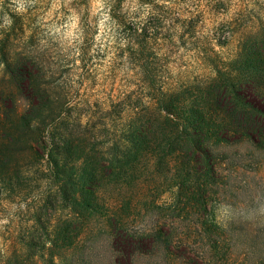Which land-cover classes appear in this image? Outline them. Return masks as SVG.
I'll return each mask as SVG.
<instances>
[{
    "label": "rangeland",
    "instance_id": "obj_1",
    "mask_svg": "<svg viewBox=\"0 0 264 264\" xmlns=\"http://www.w3.org/2000/svg\"><path fill=\"white\" fill-rule=\"evenodd\" d=\"M11 2L0 0V7L12 20L8 31L0 38V76L10 78V73L5 72L6 61L13 63L16 59H23L30 74L33 73L32 77L37 68L39 80L62 90L69 115L79 117L80 123L81 118L86 117L81 128L96 133L97 139L111 138L115 127L120 129L124 121L134 115L138 101L149 99L147 92L154 96L160 95L161 91L168 93L175 98L178 109L182 107L186 111L189 105L212 97V91L222 83V77L229 80L238 75L234 61L242 56L243 48L248 49L253 42L259 46L260 41H264V16L261 15L264 4L261 0H251L254 8L247 6L249 0H175L180 5L192 7L172 9H160L153 0H140L153 4L160 15L147 16L139 24V30L134 19H127L126 10H120L122 0H114L110 16L119 25L114 36L116 43L101 50L99 44L93 47L91 34L95 31L96 17H91L90 24L89 0H60L61 7L52 15V20H56L57 13L63 14L57 24L69 15L65 2L77 12L81 5L84 6L81 17L84 40L75 59L60 55L52 60L50 52L39 50L45 29L36 25L24 39L25 30L35 23L36 17L28 16L32 10L18 14L8 9ZM51 2L47 0L45 11ZM234 3L245 6L235 10L230 19L212 23L224 17ZM198 5L202 7L196 10ZM183 13L188 15L185 17ZM205 21L211 27L202 34ZM2 22L3 12H0ZM120 41H124L123 47L119 46ZM52 46L55 47L56 43L52 42ZM263 46L264 43L259 48ZM218 48L225 49L223 56L216 51ZM161 49L163 55L157 56ZM187 53L191 55L185 58ZM169 63L181 77L175 82L167 68ZM237 90L248 101L264 107V100L251 87ZM261 122L264 125V119ZM260 140L262 146L250 155L242 149L239 155H209L216 169L206 182L205 211L194 198V174L185 168L189 160L187 153H181V159L175 161V186H170L172 181L165 178L164 172L157 171L155 157L148 154L145 169L140 170L142 176L137 181L127 184L120 195L117 188L107 186L100 193L96 213L82 227L79 224L66 233L63 225L69 209L61 208L58 199L51 201L47 219L41 217L45 220V227L42 229L38 224L36 215L47 186L46 182L37 188L32 185L29 195L24 197L23 190L17 194L9 210H0V254L10 252L11 240L5 230L9 222L7 218L12 214L15 256L19 263H24L27 253L35 264H101L113 259L116 254L114 246L98 228L104 227L111 210L118 211L121 201L129 197V208L122 209L121 213L126 214L131 229H152L161 238L169 236L173 241L175 232L185 233L193 241L196 232L214 226L224 243L232 248L226 264H246L247 260L252 261L257 254L264 253V217L255 212L249 214V209L255 206L254 200L256 204L264 202V134L260 135ZM222 205L230 213L226 220L220 215ZM141 256L136 264H175V241L171 245L167 242L158 245ZM3 260L4 256L0 255V264L4 263Z\"/></svg>",
    "mask_w": 264,
    "mask_h": 264
},
{
    "label": "trees",
    "instance_id": "obj_2",
    "mask_svg": "<svg viewBox=\"0 0 264 264\" xmlns=\"http://www.w3.org/2000/svg\"><path fill=\"white\" fill-rule=\"evenodd\" d=\"M260 44L253 42L248 49L243 48L242 56L234 61L238 75L229 80L222 77L212 97L189 105L186 111L178 109L175 98L168 93L161 91L154 96L147 92L149 99L138 101L134 115L120 129L115 127L111 138L102 139L82 129L79 117L69 115L62 90L40 81L37 68L32 77L23 59L6 61L5 72L10 78L0 76L1 212L9 210L17 194L24 190L26 197L30 186L37 188L46 182L47 192L36 215L38 224L45 227L51 201L58 199L61 208L69 209L62 229L66 233L79 224L82 227L96 213L100 193L107 186L117 188L120 195L127 184L137 181L148 154L155 157L157 171L164 172L165 178L172 181L170 186H175V161L181 159V153L188 154L185 168L194 174V198L205 211L206 182L216 169L209 155H239L241 149L250 155L263 144L260 135L264 134V107L248 101L237 90L251 87L264 100V46L259 48ZM82 164L85 166L80 169ZM130 199L121 201L118 211L111 210L107 223L98 228L116 252L113 259L101 264H136L145 252L174 241L175 264H226L232 248L214 226L196 232L193 241L185 233L175 232L173 241L169 236L161 238L152 229L133 230L126 214L121 213L129 208ZM172 207L175 209V204ZM7 219L5 231L11 243L10 252L0 254L4 256L3 264H35L29 253L24 263L17 261L12 214ZM246 264H264V253Z\"/></svg>",
    "mask_w": 264,
    "mask_h": 264
},
{
    "label": "clouds",
    "instance_id": "obj_3",
    "mask_svg": "<svg viewBox=\"0 0 264 264\" xmlns=\"http://www.w3.org/2000/svg\"><path fill=\"white\" fill-rule=\"evenodd\" d=\"M47 0H12L11 3L7 5L8 9L14 11L18 14H23L26 10H32L28 12V16H35V23L32 24L25 30L24 39H27L28 34L31 33L32 27L39 25L40 28L45 29L43 33V39H40L39 45L40 51L47 50L51 53V59L56 60L60 55L70 56L75 59L79 54V45L82 44L84 40L83 25L81 22V17L84 15L85 8L83 5L79 7V11H74L71 7L68 6L67 2L64 3V7L68 9L69 15L64 19L60 24H57V21L61 19L62 13H57L56 20H52L53 11L61 7L60 0H52L50 6L47 7L45 11V5ZM114 0H89L88 5V21L91 24V17H96L94 24L95 31L92 33V40L94 41L93 47L96 44L100 45L101 50L105 48H111L116 43L114 36L116 35V29L119 28L117 22L110 16V9L112 8ZM153 3L157 5L160 9H172L180 7H192L191 5H180L175 2V0H153ZM261 3L264 4V0H261ZM245 5L234 3L230 8L228 13L224 17L217 18L218 22L220 19H230L232 13L235 10L243 8ZM248 7L254 8L255 5L249 0ZM199 7L202 5L196 6V10H199ZM121 11L127 13V19H134L137 24V30H139V24L143 23L145 18L149 15H160L157 11V8L153 7V4L150 3H141L140 0H122ZM0 12H3V22L0 23V38L3 37V34L6 33L12 24L11 18L8 16L7 12L3 11V8L0 7ZM134 14H137L134 16ZM186 17L188 13H183ZM264 16V12L261 13ZM45 21H52L51 23H45ZM166 23V22H165ZM206 27L203 30L202 34H206L208 29L211 27L207 21H205ZM179 27L176 28V31L179 32ZM175 40V36L172 37ZM52 42L56 43V46H52ZM159 42V41H158ZM124 41L119 42V46L123 47ZM71 50V51H69ZM183 51V49L181 50ZM216 51L223 56L225 49H216ZM163 55V49L157 53V56ZM191 53H187L185 58ZM167 68L170 70V75L173 82L178 77V70L174 67L173 64L169 63ZM180 72L183 69L179 70ZM165 79H168L166 76ZM86 117L81 118V123H84ZM254 207L249 209V214L255 212L260 217H264V202L256 204L254 200ZM220 215L224 220L228 219L230 213L226 206H220Z\"/></svg>",
    "mask_w": 264,
    "mask_h": 264
}]
</instances>
